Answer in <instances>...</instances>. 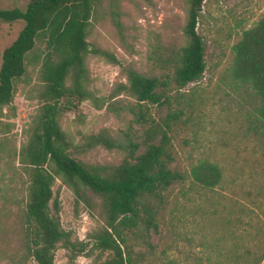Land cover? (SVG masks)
<instances>
[{
	"label": "rangeland",
	"instance_id": "obj_1",
	"mask_svg": "<svg viewBox=\"0 0 264 264\" xmlns=\"http://www.w3.org/2000/svg\"><path fill=\"white\" fill-rule=\"evenodd\" d=\"M187 1L102 0L90 18L85 40L112 55L115 62L97 55L84 58L86 88L102 107L78 100L56 122L73 146L83 145L84 137L99 131L124 144L122 133L129 130L139 143L148 127L176 113L167 134L168 168L182 179L162 193L156 230L148 235L151 252L124 234L135 263L264 264V119L258 93L249 82L233 76L232 51L242 32L264 14V0L202 2L196 33L203 44V74L181 89L172 84L160 87L167 105L143 104L144 122L134 120V99L126 90H117L119 85L128 86L127 69L166 79L171 67L166 61L185 45ZM26 2L0 0V9H22ZM20 29L19 22H0V53ZM41 52L43 44L37 42L26 58L25 74L14 85L12 103L0 107V264L33 263L25 258L21 244L27 177L17 154L41 103L37 59ZM110 104L115 110L107 108ZM142 150L140 145L138 153ZM124 155L122 149L96 145L71 157L85 165L114 166ZM203 163L219 170V180L211 188L201 187L190 176ZM81 189L83 196L76 198L60 177L51 185L60 227L71 241L85 242L103 225L102 200ZM109 258V252L92 251L68 261L66 251L57 247L53 264H105Z\"/></svg>",
	"mask_w": 264,
	"mask_h": 264
},
{
	"label": "trees",
	"instance_id": "obj_2",
	"mask_svg": "<svg viewBox=\"0 0 264 264\" xmlns=\"http://www.w3.org/2000/svg\"><path fill=\"white\" fill-rule=\"evenodd\" d=\"M101 1L27 0L22 9H0V22L21 23L15 39L0 53V107L12 103L14 85L25 74L26 58L37 42L43 44V52L37 55L41 103L32 130L17 154L18 164L27 177L21 244L25 258L32 264H53L57 247L66 251L68 261L98 251L110 253L105 264H136L124 234H130L138 241L136 244L151 252L148 235L156 230L154 219L162 193L182 179L168 168L171 155L167 134L176 113L165 115L160 125L148 127L139 143L129 130L122 133L124 144L99 131L84 137L83 145L73 146L57 125L58 116L73 109L78 100H88L96 109L102 107L86 88L84 65L88 54L115 62L112 55L85 40L90 18ZM203 1H187L185 45L166 61L171 67L164 81L131 69L125 71L128 86L119 85L117 90H126L134 99L135 122H144L143 104L167 105L168 97L160 87L172 84L181 89L201 78L205 65L196 24ZM232 51L233 76L249 82L258 93L264 119V14L252 28L242 32ZM107 108L115 110L112 104ZM96 145L106 150L122 149L125 155L114 166L85 165L71 157L72 153ZM140 145L143 150L138 153ZM190 176L201 187L211 188L219 180V170L203 163L193 168ZM55 177H60L76 198L83 196L81 188H84L102 200L103 225L90 232L85 242L71 241L69 233L60 227L59 204L51 193Z\"/></svg>",
	"mask_w": 264,
	"mask_h": 264
}]
</instances>
